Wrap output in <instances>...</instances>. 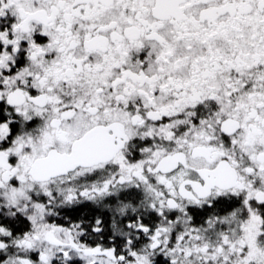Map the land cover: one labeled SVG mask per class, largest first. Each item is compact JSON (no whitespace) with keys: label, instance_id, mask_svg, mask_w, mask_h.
Segmentation results:
<instances>
[{"label":"snow or ice","instance_id":"1","mask_svg":"<svg viewBox=\"0 0 264 264\" xmlns=\"http://www.w3.org/2000/svg\"><path fill=\"white\" fill-rule=\"evenodd\" d=\"M0 264H264V0H0Z\"/></svg>","mask_w":264,"mask_h":264}]
</instances>
